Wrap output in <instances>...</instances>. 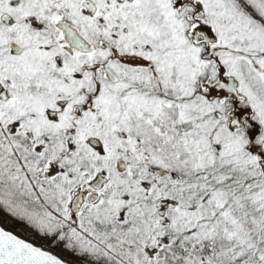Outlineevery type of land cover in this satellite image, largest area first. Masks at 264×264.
Listing matches in <instances>:
<instances>
[{"label": "snow or ice", "instance_id": "obj_1", "mask_svg": "<svg viewBox=\"0 0 264 264\" xmlns=\"http://www.w3.org/2000/svg\"><path fill=\"white\" fill-rule=\"evenodd\" d=\"M0 264H264V0H0Z\"/></svg>", "mask_w": 264, "mask_h": 264}]
</instances>
